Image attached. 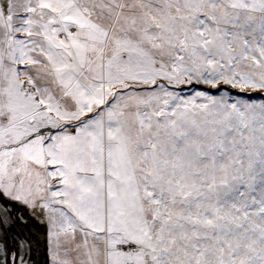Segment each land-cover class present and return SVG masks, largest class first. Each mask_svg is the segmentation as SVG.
Here are the masks:
<instances>
[{
    "label": "snow or ice",
    "instance_id": "6c2138e0",
    "mask_svg": "<svg viewBox=\"0 0 264 264\" xmlns=\"http://www.w3.org/2000/svg\"><path fill=\"white\" fill-rule=\"evenodd\" d=\"M264 264V0L0 3V264Z\"/></svg>",
    "mask_w": 264,
    "mask_h": 264
},
{
    "label": "bare ground",
    "instance_id": "6f19581e",
    "mask_svg": "<svg viewBox=\"0 0 264 264\" xmlns=\"http://www.w3.org/2000/svg\"><path fill=\"white\" fill-rule=\"evenodd\" d=\"M35 259L37 261V264H43V256L40 252H37L35 255Z\"/></svg>",
    "mask_w": 264,
    "mask_h": 264
},
{
    "label": "rangeland",
    "instance_id": "374dc122",
    "mask_svg": "<svg viewBox=\"0 0 264 264\" xmlns=\"http://www.w3.org/2000/svg\"><path fill=\"white\" fill-rule=\"evenodd\" d=\"M0 3H4V0H0Z\"/></svg>",
    "mask_w": 264,
    "mask_h": 264
}]
</instances>
